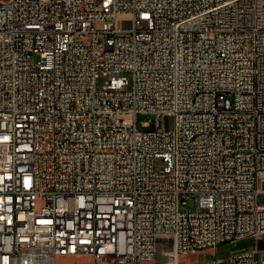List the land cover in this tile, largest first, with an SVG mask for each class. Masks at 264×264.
Listing matches in <instances>:
<instances>
[{"label":"built area","instance_id":"obj_1","mask_svg":"<svg viewBox=\"0 0 264 264\" xmlns=\"http://www.w3.org/2000/svg\"><path fill=\"white\" fill-rule=\"evenodd\" d=\"M58 256L264 264V0H0V264Z\"/></svg>","mask_w":264,"mask_h":264},{"label":"rangeland","instance_id":"obj_2","mask_svg":"<svg viewBox=\"0 0 264 264\" xmlns=\"http://www.w3.org/2000/svg\"><path fill=\"white\" fill-rule=\"evenodd\" d=\"M103 77L99 78L97 80V85L98 87L101 86V84L104 82ZM140 117H143L144 115H139ZM137 125L139 126V128H141V124L140 121H138ZM186 207H189L191 210L195 209V200L194 198H187L186 200V205H182L181 209H186ZM242 243H239L238 245H236L235 248H233V250H237L238 248H242ZM165 248H169V245H165ZM229 249V247L227 245L225 246H220L218 249V253L222 254L225 253L227 250ZM201 255H205V256H212L213 255V249L209 248L206 249L205 251H203L201 253ZM196 258L195 254H187L185 256H182V260H184L185 262H192L194 261ZM161 260H163V258H161ZM55 264H92V258L90 256H58L56 257L55 260ZM137 264H159L156 263V259L155 260H144L141 259L138 261Z\"/></svg>","mask_w":264,"mask_h":264}]
</instances>
